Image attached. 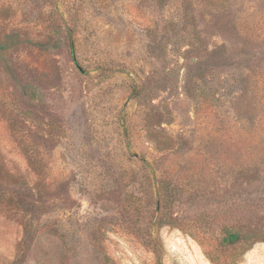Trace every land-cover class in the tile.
I'll list each match as a JSON object with an SVG mask.
<instances>
[{
    "label": "rangeland",
    "instance_id": "rangeland-1",
    "mask_svg": "<svg viewBox=\"0 0 264 264\" xmlns=\"http://www.w3.org/2000/svg\"><path fill=\"white\" fill-rule=\"evenodd\" d=\"M260 66L264 0H0V264H264Z\"/></svg>",
    "mask_w": 264,
    "mask_h": 264
},
{
    "label": "trees",
    "instance_id": "trees-1",
    "mask_svg": "<svg viewBox=\"0 0 264 264\" xmlns=\"http://www.w3.org/2000/svg\"><path fill=\"white\" fill-rule=\"evenodd\" d=\"M241 35V34H240ZM245 39V38H244ZM248 40V39H247ZM228 43L229 44H231L230 46L232 47V48H234V46L232 45V43H231V39L229 40L228 39ZM248 43L249 42H246V39L245 40H242V41H239L238 40V47H239V49L241 50H239L240 51V53H241V58H243V57H245V56H243V54H245V50H244V47L246 46V45H248ZM253 48H255V46L253 47ZM223 51H224V55H225V58H230V56H228L226 53H228L229 52V48H228V46L227 45H225L224 44V46H223ZM260 53V52H259ZM253 54V55H252ZM251 54V57H254L255 55L256 56H259V54H255V53H252ZM264 66H260V68H263ZM261 74L262 75H264V71H261ZM245 237V234L243 233V232H241V230H239L238 228H235V227H232V226H228V227H225V229L223 230V235H222V238H221V242L223 243V244H228V245H230V244H234V243H237V242H240L243 238ZM260 239H259V237L258 236H256V235H253L252 237H251V241H250V243L252 244V243H255L256 241H259Z\"/></svg>",
    "mask_w": 264,
    "mask_h": 264
}]
</instances>
